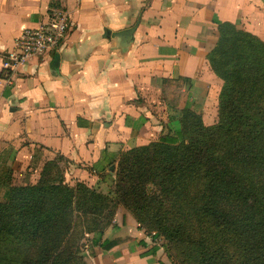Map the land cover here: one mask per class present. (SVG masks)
<instances>
[{"label":"crops","instance_id":"obj_1","mask_svg":"<svg viewBox=\"0 0 264 264\" xmlns=\"http://www.w3.org/2000/svg\"><path fill=\"white\" fill-rule=\"evenodd\" d=\"M52 8L69 16L59 48L10 66L15 38ZM225 21L264 40V0H0L1 195L58 157L69 180L100 187L121 151L176 130L184 107L204 111ZM115 220L88 264H171L130 216Z\"/></svg>","mask_w":264,"mask_h":264},{"label":"trees","instance_id":"obj_2","mask_svg":"<svg viewBox=\"0 0 264 264\" xmlns=\"http://www.w3.org/2000/svg\"><path fill=\"white\" fill-rule=\"evenodd\" d=\"M206 58L222 81L216 122L184 107L176 130L121 151L113 197L65 183L61 157L45 162L34 183L8 189L0 236L8 233L16 251L28 243L18 264L79 263L78 239L92 233L91 245L102 247L97 235L117 204L152 221V240L196 244L195 264H264V41L220 22Z\"/></svg>","mask_w":264,"mask_h":264},{"label":"rangeland","instance_id":"obj_3","mask_svg":"<svg viewBox=\"0 0 264 264\" xmlns=\"http://www.w3.org/2000/svg\"><path fill=\"white\" fill-rule=\"evenodd\" d=\"M242 30H245L243 28H239ZM247 31V30H245ZM250 32V31H248ZM252 33V32H250ZM253 34V33H252ZM255 35V34H254ZM257 36V35H255ZM258 37V36H257ZM259 38V37H258ZM262 40L261 38H259ZM264 41V40H262ZM220 80V79H219ZM222 85V81L220 80V87ZM220 90V88H219ZM218 92H216L214 95L209 97L207 100V106L204 111L200 113L202 122L205 125H210L216 122L217 120V102H218ZM216 95V96H215ZM199 113V112H198ZM176 122H177V117ZM176 124V123H174ZM63 167L64 170L68 171V164L62 163L59 164ZM64 173L63 178L65 183H69L70 185H73L74 181L72 179L69 180L66 172ZM55 172V169H53L52 173ZM117 172V164L115 167L111 170V172L107 175H105L104 179L101 180L103 185L100 187H92L96 189L97 192L102 193L103 195H106L107 197H113L114 195V189H115V174ZM5 199V196L0 191V200ZM113 212V219L111 220V223L108 224L103 232L109 228L110 226H113L116 224L117 220L120 219L122 215H128L130 218L133 219L135 225L139 228H141L146 235V230L148 227H150L151 231H155L154 226L152 225V221L148 218H142V221L139 219L138 216H135L131 210L124 207L122 204H117L114 208H110V210H107V213H105V217H107L110 213ZM139 223L141 225H139ZM152 223V224H151ZM151 232V234H153ZM150 234V235H151ZM102 235H97V240L102 241ZM150 238V236H148ZM95 239V235L92 233H84L81 235V238L78 239L80 251L81 254L78 255L81 259V263L84 262L85 264H88L87 261V250L90 249L92 241ZM153 242L155 243V246L159 248V255L163 258V260H166L168 263L171 264H195L196 261L199 259V248L196 244L192 245L193 243H185V242H169L168 240H165L162 236L156 237L153 239ZM14 242H11V237L8 235V233H4L0 236V264H18V262L22 259V255L25 252V248L28 249V243L23 247H21L18 251L12 248V245ZM78 257V258H79ZM76 256H73V258L70 259V264H80L74 263Z\"/></svg>","mask_w":264,"mask_h":264},{"label":"built area","instance_id":"obj_4","mask_svg":"<svg viewBox=\"0 0 264 264\" xmlns=\"http://www.w3.org/2000/svg\"><path fill=\"white\" fill-rule=\"evenodd\" d=\"M68 19L66 10L52 8L47 22L23 28L8 53L10 66L16 67L28 58L57 50L65 37Z\"/></svg>","mask_w":264,"mask_h":264},{"label":"water","instance_id":"obj_5","mask_svg":"<svg viewBox=\"0 0 264 264\" xmlns=\"http://www.w3.org/2000/svg\"><path fill=\"white\" fill-rule=\"evenodd\" d=\"M132 30L128 29L125 31H121L120 33H118L119 36L124 37L125 40L129 39L130 35H131Z\"/></svg>","mask_w":264,"mask_h":264}]
</instances>
